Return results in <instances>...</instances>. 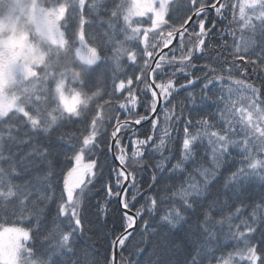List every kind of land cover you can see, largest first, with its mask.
Returning <instances> with one entry per match:
<instances>
[{"label":"snow or ice","instance_id":"1","mask_svg":"<svg viewBox=\"0 0 264 264\" xmlns=\"http://www.w3.org/2000/svg\"><path fill=\"white\" fill-rule=\"evenodd\" d=\"M176 4L0 0V264H264V0Z\"/></svg>","mask_w":264,"mask_h":264},{"label":"trees","instance_id":"2","mask_svg":"<svg viewBox=\"0 0 264 264\" xmlns=\"http://www.w3.org/2000/svg\"><path fill=\"white\" fill-rule=\"evenodd\" d=\"M182 4H183V0H177V4L176 7L178 9L176 15H182ZM224 24L221 23L219 25V27H223ZM226 39L229 40V42H231L232 38L230 36L226 37ZM237 39H239V34L237 36ZM196 91L198 92L199 90L196 89ZM241 94H243V89H240ZM177 101L182 100L183 99V94L181 96H178ZM149 129V125L146 123L143 125V127L141 128V131H147ZM127 143V141H126ZM130 154V151H129ZM87 160V157H86ZM111 160V157H110ZM86 162V161H85ZM138 179L141 182L142 188L143 190H145V194H150L151 193V189H148V180H149V176L147 173H143L140 176H138ZM97 188L99 189V185H97ZM97 201H99L100 203L104 202V191L101 189L97 192L94 193V196L91 200V204L95 205L97 203ZM144 203V200L142 198H138V203L136 204V207H139L140 204ZM118 207L117 203L115 201H113L110 205H109V215L106 219V221H103V223H105V228L103 229V231H100L98 229H93V231L89 232L87 234V236L90 238L91 242L94 243L95 248L99 251L101 257H103L104 253H105V249L108 248L107 246V242L108 239L111 238V233H115L117 230H119L122 226V219L119 215L118 212L114 211L116 208ZM166 205L161 206L160 211L163 212L166 210ZM91 212L96 211L95 208H91L90 209ZM145 219H147L148 217L145 215L144 217ZM17 226H23V227H27V223L26 222H20ZM137 226L139 228H137L138 230L141 227L140 222L137 223ZM107 232L109 233V235L105 236L104 233ZM84 242H88L87 240ZM127 244V247L123 250V255H124V261L123 264H135V261L138 259L140 261V264H149V260L152 259L151 257V251L146 249L145 252L141 253L140 256H136L134 255L135 252V248L136 246L131 245V244ZM141 247V246H140ZM144 248V247H143ZM101 264H103V260H101Z\"/></svg>","mask_w":264,"mask_h":264},{"label":"bare ground","instance_id":"3","mask_svg":"<svg viewBox=\"0 0 264 264\" xmlns=\"http://www.w3.org/2000/svg\"><path fill=\"white\" fill-rule=\"evenodd\" d=\"M165 51H167V49L165 50ZM141 111H142V109H140ZM146 124V123H145ZM113 163H118V162H116V161H112ZM137 228H139L138 226H137ZM121 231H123V229H122V226H121V228L119 229V230H117L115 233H120ZM113 239V236H111V238L110 239H108V242H107V246L109 247V241H111ZM93 243V242H92ZM126 243H128V244H131V245H134V246H137V245H139V246H141V247H144V248H146V249H148V250H152L151 249V246L150 245H148V244H142L141 243V236H140V232H139V230L137 229V231L134 233V235L132 236V237H130L129 238V240L128 241H126ZM231 243V242H230Z\"/></svg>","mask_w":264,"mask_h":264},{"label":"rangeland","instance_id":"4","mask_svg":"<svg viewBox=\"0 0 264 264\" xmlns=\"http://www.w3.org/2000/svg\"><path fill=\"white\" fill-rule=\"evenodd\" d=\"M232 38V37H231Z\"/></svg>","mask_w":264,"mask_h":264}]
</instances>
